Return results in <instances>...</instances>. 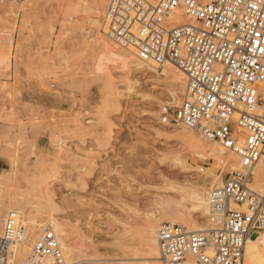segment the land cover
<instances>
[{
  "label": "rangeland",
  "instance_id": "1",
  "mask_svg": "<svg viewBox=\"0 0 264 264\" xmlns=\"http://www.w3.org/2000/svg\"><path fill=\"white\" fill-rule=\"evenodd\" d=\"M105 4L0 0V233L16 211L22 244L54 230L68 264H161L159 224L212 228L193 193L229 167L197 133L160 123L184 79L169 64L127 72L126 50L99 33ZM15 251L9 264H32Z\"/></svg>",
  "mask_w": 264,
  "mask_h": 264
},
{
  "label": "built area",
  "instance_id": "2",
  "mask_svg": "<svg viewBox=\"0 0 264 264\" xmlns=\"http://www.w3.org/2000/svg\"><path fill=\"white\" fill-rule=\"evenodd\" d=\"M99 33L184 75L177 105L160 123L183 127L236 158L207 200V231L176 223L157 228L161 264H244V247L264 231V0H106ZM227 165H225L226 167ZM204 169V168H202ZM237 209H232V206ZM19 213L2 221L0 264L24 239ZM32 264H64L54 232L30 250Z\"/></svg>",
  "mask_w": 264,
  "mask_h": 264
},
{
  "label": "bare ground",
  "instance_id": "3",
  "mask_svg": "<svg viewBox=\"0 0 264 264\" xmlns=\"http://www.w3.org/2000/svg\"><path fill=\"white\" fill-rule=\"evenodd\" d=\"M144 1H147L148 3H151V4L153 3L152 0H144ZM125 50H126L125 52L129 55L128 59H125L122 56L121 57L117 56V55H115V56H117L121 60L123 66L126 68L127 72H129L131 74L134 72H137V71H141V70H152L154 72H157L156 70H161L160 68H162L164 66V65L159 66L152 61L145 60L135 50H132V49H125ZM176 71H178L182 76L181 78L184 79V75L179 70H176ZM161 73H162L161 75H163V73L166 74L165 71H161ZM171 74H172L173 78H177L178 77L177 75H179L178 73L176 75L175 72H172ZM209 142H211V141H209ZM208 144L210 146L209 149H207L208 156H210L214 160L218 161L219 165H223L225 163V165H227V167H229V170H233L234 166L230 161L233 160L234 157L230 156L226 152L224 153L223 150L219 146H217L214 142H211ZM230 157H231V159H230ZM259 167H263V169L261 168L260 172H259L262 175V173L264 171V155L261 158V162L259 163ZM204 170L205 169H199V172H201V174H202ZM261 175H259V176H261ZM257 179L258 178H256L254 180V182L252 183V187L257 189V190H260V182ZM213 181L214 180H212L209 184L198 187V188L194 187L195 189H197L193 193L194 208L197 211L199 210L203 216L206 215V217H208L207 216V200H208V198L205 200L200 195V192L198 191V189L204 188V190H206L205 187L207 186V190H210L211 187H213L215 185H219L221 183V180H215L214 182ZM204 205H206V206L204 207ZM231 208L237 209L238 207L233 205ZM9 213H18V212L10 211ZM206 222L210 223V226H213L208 218H207ZM27 224H29V223H27ZM27 224H25V225H27ZM184 224L187 225L186 223H184ZM30 225H31V227H30L31 229H35V225L32 222L29 224V226ZM48 227L51 229L52 228L58 229L57 225H55V224H52V225L49 224ZM194 231H207V229L191 228V229L187 230V232H194ZM152 241L154 244V246H151V247H153L152 252H154L153 253L154 255H157V249H158V246L156 247L157 231H156V240L153 239ZM22 242H24V241H22ZM22 242L19 244V245H21V247L18 245L21 249H19V251H18V249H17L18 246H16L15 249L12 250V254L10 257L14 256L13 254H14V251L16 250L15 252H16V255L19 254L18 255L19 259H21V261L23 263H27L31 249L26 247V245H25L27 242L26 240H25V244L24 243L22 244ZM59 242L61 243L60 246L63 250L64 263L68 264L70 261V252L60 240H59ZM158 254H159V252H158ZM244 258H245L244 264H264V231L261 232L258 236H255L254 239L251 238V239L247 240L245 247H244ZM4 264H9V261L7 263H4Z\"/></svg>",
  "mask_w": 264,
  "mask_h": 264
},
{
  "label": "water",
  "instance_id": "4",
  "mask_svg": "<svg viewBox=\"0 0 264 264\" xmlns=\"http://www.w3.org/2000/svg\"><path fill=\"white\" fill-rule=\"evenodd\" d=\"M254 238H255V235L252 236V239H254Z\"/></svg>",
  "mask_w": 264,
  "mask_h": 264
}]
</instances>
